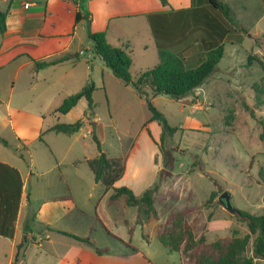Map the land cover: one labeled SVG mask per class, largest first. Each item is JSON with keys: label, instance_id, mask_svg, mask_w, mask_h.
Returning <instances> with one entry per match:
<instances>
[{"label": "rangeland", "instance_id": "374dc122", "mask_svg": "<svg viewBox=\"0 0 264 264\" xmlns=\"http://www.w3.org/2000/svg\"><path fill=\"white\" fill-rule=\"evenodd\" d=\"M127 37L132 51L131 54L128 52L132 62L130 75L134 79L143 68H152L158 56L153 48L144 49V36L130 34ZM253 39L244 38L241 45L226 44L217 71L199 89L188 94L192 97L190 105L198 101L196 104L202 107L201 110L189 112L186 109L180 113L181 105L170 101L167 96H159L153 102L168 124L181 130L167 141L173 169L165 174L155 194L158 220L148 221L151 223L143 227L137 220V209L125 206L122 199L108 205L110 192L106 193L103 185L95 182L85 159L98 154L92 129L102 151L110 157H125L139 146V154L142 153L141 157L145 159L147 146L142 139L138 142V135L144 126L147 127L151 113L146 103L137 98L134 89L103 65L92 50V42L85 37V44L91 49L88 51L92 55L91 60L100 67L94 69L92 80H89L95 87L91 114L84 99L67 115L49 112L41 121L40 137L24 146L9 128L3 131L0 125V131H3L0 138L6 142L5 145L0 141V159L19 168L26 179L22 216L23 220L26 216L29 220H24V223L20 220L14 225L24 227L27 224L29 230L36 234L41 225L30 219L32 213H36L45 201L70 198L79 209L61 211L63 217L58 224L65 231L81 239L90 238L95 248L110 253L129 252L130 247L126 245L129 243L152 264H181L178 253H170L157 238L158 230L173 213L186 214L185 220L198 242L193 250L197 254L215 241L226 243L242 237L247 232L245 223L235 212L230 213L224 208L219 196L227 193L235 210L250 215L264 214V140L260 139V122H264V70L255 61L247 65L248 55H256L264 62V35ZM108 41L112 46L119 45L112 34ZM195 57L199 60L202 55ZM196 58L189 60L195 61L190 67L198 65ZM101 68L107 73L101 74ZM10 74L8 72V76ZM255 85L262 90L261 93H256ZM9 89L10 85L8 93ZM53 93V89L48 90L38 99L42 105L45 104L47 111H53L59 103L53 100L48 104ZM35 104L39 107L37 101ZM79 120H83L82 126L75 135L50 131L55 124H73ZM86 120L92 122L91 126ZM155 159L159 172L164 167L161 154L158 153ZM158 172L154 184L158 182ZM90 188H94L92 199L88 198ZM216 189L220 193L210 205H206L211 192ZM101 223L110 234L102 229ZM49 228L55 231L54 227ZM37 238L35 242L32 238L25 240L20 254L18 248L24 239L18 242L13 264L56 263L54 254L60 246L52 241L43 248ZM51 238L68 241L55 234ZM74 241L72 238L69 242L83 243ZM1 245L0 264H4L5 250L9 251V248L4 242ZM247 254L251 255V245ZM255 264H264V259L255 260Z\"/></svg>", "mask_w": 264, "mask_h": 264}, {"label": "crops", "instance_id": "0c3cea01", "mask_svg": "<svg viewBox=\"0 0 264 264\" xmlns=\"http://www.w3.org/2000/svg\"><path fill=\"white\" fill-rule=\"evenodd\" d=\"M220 1L230 7L233 20L239 24V28L246 31L244 33L234 28L229 29L223 18L219 16L218 21L228 29L223 46L226 44L241 45L244 38L254 40L253 37L264 35V0ZM25 3L30 4L27 9L23 7ZM168 3L164 6L160 0H0V12L5 14V32L0 34V125L3 131L9 128L15 139L23 146L28 142H33L40 137V124L47 113L61 115L54 113V110L62 100L78 92L88 84L90 79L92 80L94 69L100 67L92 62V55L88 52L91 49L87 43L85 44L87 31L106 32L107 41L110 34L116 36L119 43L116 47L125 48L130 54L132 53L131 43L127 36L130 34L144 36L146 40L143 42L144 49L151 47L158 56L157 42L148 15L164 13L168 18L169 27L172 25V30L169 31L168 26L164 29L166 30L164 34L168 33L170 36L167 43H173L171 51L187 61L196 58V55H202L199 60L196 58L198 62L202 60L205 56V48L201 44L208 39L204 35L205 31L200 29L202 27L196 29L193 26L189 11L192 8H208L205 0H197L194 4L191 0H168ZM77 13L80 16L79 21H76ZM251 28L255 30L251 31ZM242 35L243 39H241ZM187 53L190 54L187 55ZM64 57L65 60L55 65L41 69L34 67L35 61L52 62ZM100 61L102 62L101 59ZM143 61L146 62L147 59L144 58ZM103 65L106 67L104 63ZM144 70L148 69L143 68L140 72ZM8 72L11 73L10 76ZM104 73L107 72L101 68V74ZM8 85H10L9 93ZM51 89L54 93L49 96L48 104L53 100L59 103L53 111H47L45 104L42 105L38 99L44 92ZM136 96L144 102L137 94ZM191 98V96H186L181 102L170 98V101L181 105L180 113H184L186 109L189 112L190 110H201V106L197 107L198 101L190 105ZM156 99L157 97L153 98L152 103ZM36 101L39 107L35 104ZM149 119L146 123L147 127H143L138 135V142L142 139V143L145 142L147 146L146 152L144 151L145 159L141 157L142 153L139 154L141 152L139 146L138 149L131 151L128 154L126 171L115 184V187H128L135 196H139L154 184L158 172L155 158L159 151L156 143L159 142L161 128L157 122L149 121ZM16 123L19 125L17 126ZM86 123L91 126L92 122L86 120ZM147 128L152 139L146 131ZM3 131H0V134ZM76 141L77 138L74 142ZM87 159L91 157H86L85 160ZM0 162L17 169L22 181V191L13 224H17L20 220L22 223L24 220L28 222V216L24 220L22 216V199L26 179L21 170L8 163L7 160L0 159ZM92 191L94 188L89 190L88 198L90 199L93 198ZM109 197L107 203L110 206L120 199L124 202V198L120 197L110 203ZM7 202L3 199L0 204V224L12 220V214L8 213ZM63 209L69 212L79 208L70 198L63 197L45 201L36 213H32L30 218L32 221L34 218L35 222L41 225L36 233L37 236L29 230L27 224L24 227L14 225V232L10 238L0 235V250L3 242L9 248V251L5 250L4 264H13L18 242L21 239H24V242L18 248V254L25 246V240L32 238L35 242L37 237L43 248H46L52 241L60 246L58 252L54 254L56 262L54 264H152L135 247L137 252L130 248L127 253H110L95 248L93 244L90 246L81 242L79 243L82 245L77 244L78 242H69L72 238L62 232L70 233L58 224L63 217V212H61ZM97 220L100 221L99 218ZM150 223L141 222V225L145 227ZM49 227H54L55 231H50ZM129 232L131 233L132 230L130 229ZM247 233L248 230L242 236ZM53 234L60 235L68 241L57 238L51 240ZM96 249L102 253L98 254ZM178 255L181 264H188L182 260L179 253Z\"/></svg>", "mask_w": 264, "mask_h": 264}, {"label": "trees", "instance_id": "16d2710c", "mask_svg": "<svg viewBox=\"0 0 264 264\" xmlns=\"http://www.w3.org/2000/svg\"><path fill=\"white\" fill-rule=\"evenodd\" d=\"M160 1L164 6L169 4L168 0ZM196 2L197 0H191L192 4ZM205 2L208 8H192L189 11L193 26L196 29L202 27L200 29L205 31L206 34L204 35L208 39L201 44L205 48V56L197 63L196 67H190L195 63L187 61L171 51L173 43H167L170 36L168 33L164 34L166 31L164 29L165 26H168L170 31V29L172 30V25L169 27L168 18L164 13L148 15L157 42L158 62L152 68L140 72L137 78L134 79L130 75L132 62L126 49L109 44L106 32L91 33L87 31V37L92 42L93 52L100 57L116 78L134 89L138 97L146 103L151 113L149 121L157 122L161 128L160 142L159 144L156 143V145L162 156L164 167L158 172V182L153 187L145 190L139 197L135 196L128 187H115V184L123 177L126 171L128 155L125 157H110L102 151L94 129L91 132L98 154L92 159L85 160V163L92 172L95 182L101 183L106 192H111L109 197L110 203L123 197L127 207H135L138 211L137 220L140 223L158 220V213L155 208V194L160 187L163 177H166L165 174L169 173V170L171 172L173 169V159L170 155L167 141L181 130L179 127H172L168 124L165 116L153 105L152 99L159 96H167L181 102L184 97L200 88L217 71L218 64L224 54V37L228 33V29L218 21L219 16L223 18L229 29L234 28L246 33L233 20L231 9L227 4L220 0H205ZM79 20L80 16L77 13L76 21ZM4 32L5 14L0 12V34ZM65 59L64 57L52 62L35 61L34 67L35 69H41L55 65ZM247 61V65L255 61L264 70V62L258 56L248 55ZM254 87L256 93L262 92L257 85ZM94 90V84L88 82L78 92L65 97L54 110V113L65 115L76 107L80 100L84 99L88 104V111L91 114L93 109L92 94ZM82 121L79 120L73 124L58 123L51 127L50 131L73 135L81 129ZM260 125L262 129L260 139L264 140V122H260ZM147 132L152 139L150 131L148 130ZM0 141L6 145L3 139L0 138ZM21 191L22 181L17 169L0 162V204L3 199H6L8 201V213L12 214V220L0 224V235L2 236L10 238L13 235V222L16 218ZM219 193L218 189L211 192L205 204L210 205ZM10 210L11 212H9ZM235 213L245 223L248 233L242 237H235L226 243L219 240L215 241L199 254L193 251L198 242L191 226L186 222V214L183 212L170 214L158 230L157 238L164 248L170 253H179L182 260L188 264H255V260L264 259V214L250 215L237 209ZM100 225L107 234H110L102 223ZM62 233L77 241L93 246L90 238L81 239L71 234ZM200 241H203V238H200ZM126 245L134 252H137L129 243ZM249 245H251L250 256L247 254ZM96 252L98 254L102 253L97 249Z\"/></svg>", "mask_w": 264, "mask_h": 264}, {"label": "water", "instance_id": "95a60500", "mask_svg": "<svg viewBox=\"0 0 264 264\" xmlns=\"http://www.w3.org/2000/svg\"><path fill=\"white\" fill-rule=\"evenodd\" d=\"M219 202L224 206V208L230 212L233 213L235 212V209L232 207L230 203V197L227 193H223L219 196Z\"/></svg>", "mask_w": 264, "mask_h": 264}, {"label": "built area", "instance_id": "2783aa9c", "mask_svg": "<svg viewBox=\"0 0 264 264\" xmlns=\"http://www.w3.org/2000/svg\"><path fill=\"white\" fill-rule=\"evenodd\" d=\"M29 6H30L29 3H25V4L23 5V7H24L25 9H27Z\"/></svg>", "mask_w": 264, "mask_h": 264}]
</instances>
